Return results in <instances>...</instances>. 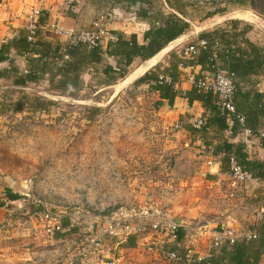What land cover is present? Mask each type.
Returning a JSON list of instances; mask_svg holds the SVG:
<instances>
[{
  "label": "rangeland",
  "instance_id": "rangeland-1",
  "mask_svg": "<svg viewBox=\"0 0 264 264\" xmlns=\"http://www.w3.org/2000/svg\"><path fill=\"white\" fill-rule=\"evenodd\" d=\"M251 5L264 24V0ZM130 76L73 100L40 91L54 101L45 115L0 118V202L19 195L0 208V264H174L172 250L210 255L223 229H243L232 213L253 217V203L206 180L201 151L166 129L152 94L123 88ZM66 217L74 231L55 238Z\"/></svg>",
  "mask_w": 264,
  "mask_h": 264
},
{
  "label": "crops",
  "instance_id": "crops-1",
  "mask_svg": "<svg viewBox=\"0 0 264 264\" xmlns=\"http://www.w3.org/2000/svg\"><path fill=\"white\" fill-rule=\"evenodd\" d=\"M251 4L252 0H0V56L5 58L0 62V107L9 109L1 114L0 118L6 115H19L12 111V107L22 95L34 97L33 93L39 96L43 92L63 99L64 97L60 96L56 87L61 80H64L62 74L57 72L61 70L65 61L75 69L74 72L69 68L68 74L79 78L80 93L91 92L92 85L99 79V84H96L95 88L97 93L116 86L135 73L138 68L145 67L148 60L158 58L152 66L145 69V72L123 87L130 88L136 80L156 66L161 68L167 66L169 55L175 54L184 61L183 68H180V76L174 84V90L181 93L192 87L195 77L205 79L213 76L206 62H197L199 58L192 66L187 63L190 54L187 49L200 41L207 43L206 49L201 51H204L208 57L216 55L214 58L216 66L224 74L229 73L233 65L232 63L228 65V57L240 58L243 64L254 59L255 55L248 43L257 47L259 54L264 58V30L262 29L264 24L257 16L253 15V19ZM33 11H38L39 15L32 20L36 30L33 40L28 41V26ZM107 15H111V18L102 21L106 36L99 48L101 52L97 55V59L88 56L87 48L84 51L79 50L77 56L72 54L65 58L67 56L65 49L70 39L55 35L54 28L60 27L75 33L91 31L94 24ZM157 15L158 20L155 19ZM168 15H173L186 23L189 26L187 30L157 54L144 61L137 56L132 58L131 55L126 56L131 50L132 36L135 37L137 45H146L148 42L144 41V34L153 25H158L156 21H161ZM216 30L228 33V40L217 38L208 42L205 39H199L202 34ZM120 38L124 40H119ZM117 42L122 43L123 50L118 52L121 54L108 55L106 51H111ZM179 43L182 48L174 51L172 46ZM166 48L168 50L161 57H157ZM201 51L197 53L196 49L197 55L195 54L194 57L197 58ZM128 57L131 63L125 68L124 62ZM257 57L256 55L254 60L259 62V66L248 68L249 71L244 76L229 73L240 93L246 96L240 104L244 106L247 113H254V120L247 119V122L256 123L253 127L257 128V133L251 134L249 127H246L233 135L230 132L232 125L229 127L228 119L226 128L223 130L210 126L204 136L190 133L184 127H194V123L198 120H202L204 124L205 109L197 101L189 107L186 99L179 96L176 97L172 107L164 106L158 111L163 114L166 129L173 130L181 139H188L198 147L199 152L201 151L198 158L201 160V168L206 173L207 181L214 186H222L225 182L224 186L230 197L237 201L245 200L253 203V217H247L244 213L242 217L235 213L230 215L235 222H237L235 219L243 218V221H240L243 229L232 228L235 234L240 237H249L241 240L238 238L236 242L252 239V236L255 238L254 233L256 234L255 230L258 229V222L264 218V207L258 201V198L261 199L264 196V180L250 179L247 174L248 178L245 181L234 185L229 173L230 165L223 162L225 153L218 150L224 143L239 145L249 158H253V155V159L264 162V137L258 135L260 133L264 135V62ZM82 59L83 62H81ZM161 60H164L163 64ZM132 66L135 68L130 72ZM106 67L111 71L125 68L127 74L108 86L101 82L106 80L103 74ZM32 77L36 80H31ZM123 88L119 92H122ZM139 88L145 89V86L141 85ZM255 94H261L263 97L256 102ZM152 95L156 101L159 100L156 94ZM14 96L15 98L10 101ZM215 150L217 154H213L212 151ZM198 256L202 260L208 258L209 254L203 251Z\"/></svg>",
  "mask_w": 264,
  "mask_h": 264
},
{
  "label": "trees",
  "instance_id": "trees-1",
  "mask_svg": "<svg viewBox=\"0 0 264 264\" xmlns=\"http://www.w3.org/2000/svg\"><path fill=\"white\" fill-rule=\"evenodd\" d=\"M159 19L158 15L157 18ZM162 21V22H161ZM161 21H156L158 25H153L145 34H144V41H147L148 43L146 45H137L135 41V37L132 36L130 38V44H131V50L129 54H126V56L131 55L132 57H138L141 60H146L148 58H151L155 54H157L161 49H163L167 44L175 40L179 35L183 34L187 28L189 27L186 23L182 22L180 19L173 15H168L166 18L162 19ZM219 38L220 40L227 41L229 38L228 33H224L223 31L220 32V30L213 31L211 33L202 34L199 39H205L208 42L214 41L215 39ZM119 40H124L123 38H120ZM199 43V42H198ZM248 45L251 47L252 53L258 56L257 58H261L262 62H264V58L262 55L259 54V49L250 43ZM195 49H197V53L201 50L198 47V44L195 46H190ZM189 47V48H190ZM88 50V56L92 57L93 59H97V55L101 52L100 47H88L84 44H74V45H67L65 51L67 52L66 58L69 57V55L77 56V54L81 51H84V49ZM3 47L1 48V50ZM122 49V43H116L115 46L112 48L111 51H106L107 54H121L118 52H121ZM197 55V54H196ZM195 55V56H196ZM216 57V55H215ZM213 56L208 57L204 54V51L200 52L196 57L194 55L189 54V59L187 60L191 66L195 63V60L197 62H206L209 65V69L212 70L213 75L219 70V68L216 66V61L214 60ZM218 57V55H217ZM254 57V59H255ZM196 58V59H194ZM252 59L251 61L243 64L240 58H232L228 57L229 62L228 65L231 63L229 73H237L241 77L244 76L250 68L254 66H259V62ZM5 60L4 57L0 56V62ZM149 61V60H148ZM83 62V59L81 60ZM80 62V63H81ZM124 62V61H123ZM131 63L130 58H126L124 62V67H128ZM70 63L65 61L63 63V67L61 70H59L57 73L62 74V78L64 80H61L57 84V90L60 92V96L71 98L72 100L75 99V97L81 95L80 90L81 87H79V78L71 77L68 74L69 68L75 72L74 68L70 67ZM184 66L183 59L175 54H170L167 66H164L161 68V66H156L154 69L146 72L141 78L136 80L133 85L132 89H138L139 86L144 85L147 92L150 94H156L159 98L158 101H155L153 105V110L158 112L162 110L164 106L172 107L176 97H183L186 99L188 106L190 107L191 104L194 101H197L202 104V106L205 109V112L203 114V118H205V123L202 124L200 128L195 127H189L185 126L184 128L187 129L190 133H197L202 136H204L207 133V129L211 127H216L219 130H223L226 128L227 125V119L230 118L232 122V126L230 128L231 134L235 135L238 132H241L243 129H246V127H249V131L251 134L257 133V128H254L253 126L256 125L255 122H247V119L250 121L254 120V113L252 112H246L244 109V106L240 104L241 100L246 99V96L242 93H240L238 87L234 84V94L232 98V103L234 106V114H228L227 112H224L223 114L219 111V105H218V98L217 96L212 93L211 91H197L194 87V84L197 83L198 80L202 78L195 77L193 85L191 88L185 90L184 92H177L174 90V84L178 80L180 76L181 69ZM233 66V67H232ZM119 69L118 71H111L110 68L106 67L104 71L105 75V81H101L103 84H106L108 86L116 83L118 79H122L126 74V69ZM151 69V68H150ZM221 71V69L219 70ZM109 72V73H108ZM115 72V73H114ZM225 74L230 77V74ZM235 75V74H234ZM162 76L164 79H169L170 83L166 81H160L159 77ZM232 78V77H231ZM31 80H36L35 77L30 78ZM20 83V82H19ZM101 83V84H102ZM96 84H99V79L96 80ZM94 84L91 87L95 89L97 85ZM19 101H16L13 104L12 111L16 113H23L25 111H29L31 114H40L43 113V115L46 114L48 111V106L52 105L54 101L48 100H42V97L34 96L29 97L22 95L20 96ZM256 102L258 99H261L263 97L261 94H255L254 95ZM45 101V102H43ZM6 105V104H5ZM7 106V105H6ZM43 106V108H41ZM41 108V109H39ZM9 110L7 107L3 108L0 107V115L3 114L5 111ZM237 115H241L244 119V122L241 124L239 123L238 119L236 118ZM263 140V139H261ZM206 150H208L206 148ZM225 153L224 156V164L230 165V158L234 160L236 165L240 166L243 172L247 173L250 177V179H257V180H264V162L249 158L248 155L244 152V150L241 148V146H234L229 143H224L220 150ZM213 154H217V151H212ZM219 153V152H218ZM230 173V172H229ZM3 197L5 198V202H0V208H6L8 209L10 204L13 202H16L19 200V195L17 193H13L10 189H5ZM258 201L261 202V204L264 207V196L262 198H258ZM42 209L38 208L37 211H40ZM264 214V212H263ZM258 229L255 230L256 234L255 238L253 239H243L242 241H238L234 244H228V243H222L219 248L213 250L210 252V255L206 259H200V257L193 256L191 260H187L184 255L186 250L178 251L177 249L172 250L179 258L180 261L178 264H259L262 257L264 256V218L260 220ZM73 227L69 223V219L63 218L61 226L59 229L61 230H67L73 232ZM59 230L60 232L55 233V238H58L62 236L63 231ZM184 238V231L182 228H178L175 233V242L178 243ZM129 241H131V245L133 246V237L128 238Z\"/></svg>",
  "mask_w": 264,
  "mask_h": 264
},
{
  "label": "built area",
  "instance_id": "built-area-1",
  "mask_svg": "<svg viewBox=\"0 0 264 264\" xmlns=\"http://www.w3.org/2000/svg\"><path fill=\"white\" fill-rule=\"evenodd\" d=\"M38 15V11H33L31 14L28 26V41L33 40L36 27L34 26L32 20L34 17H38ZM110 18L111 15L103 17L100 22L94 24L93 29L91 31H82L79 33H75L72 30H66L60 27H55L54 34L57 36H66L68 39H70L69 45L84 44L90 47H101L102 41L106 36V29L104 28L102 21H106ZM198 47L206 49L207 43L205 41H200L198 43ZM187 52L191 55H195L196 49L190 47L187 49ZM159 80L170 83L169 79H164L162 76L159 77ZM194 87L197 91H211L212 93H214L218 98L219 111L222 114L224 112H227L228 114L235 113L234 106L232 103V98L235 89L231 77H228L227 75L218 70L212 77L198 80L197 83L194 84ZM236 118L238 119L239 123L242 124L244 122V119L241 115H237ZM202 124V120H198L194 123V127L199 128L200 126H202ZM228 125L229 127L232 125L230 118H228ZM258 135L260 137H264V135L261 133ZM230 176L231 181L234 185L235 183L243 182L248 178L247 173L243 172L241 167L236 165L232 158H230ZM57 230H59V227H56V231ZM176 231L177 229L174 227V225L170 226V232L174 238ZM252 237L254 238V236ZM238 238L241 240L242 238L249 237L237 236L232 228L223 229L222 232L219 234V237L214 242L212 249L215 250L219 248V246L224 242L228 244H234L238 240ZM186 252L187 255L185 258L187 260H190L192 258V251L190 249H187ZM167 260L172 261V263L174 264H178L180 258L175 253H169L167 255Z\"/></svg>",
  "mask_w": 264,
  "mask_h": 264
},
{
  "label": "bare ground",
  "instance_id": "bare-ground-1",
  "mask_svg": "<svg viewBox=\"0 0 264 264\" xmlns=\"http://www.w3.org/2000/svg\"><path fill=\"white\" fill-rule=\"evenodd\" d=\"M158 58H153V59H151V60H149L148 62H147V64H146V66L145 67H142L141 69H139V70H137L136 71V76L138 77V76H140L143 72H145L146 70V68L147 67H149V66H152L155 62H156V60H157ZM129 77V76H128ZM127 77V78H128ZM135 77H134V75H132V76H130V78H129V80H132V79H134Z\"/></svg>",
  "mask_w": 264,
  "mask_h": 264
}]
</instances>
